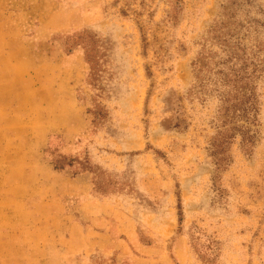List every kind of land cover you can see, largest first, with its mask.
<instances>
[{"label":"rangeland","instance_id":"374dc122","mask_svg":"<svg viewBox=\"0 0 264 264\" xmlns=\"http://www.w3.org/2000/svg\"><path fill=\"white\" fill-rule=\"evenodd\" d=\"M49 2L27 23L0 14L12 35L11 53L0 49V264H132L146 253L156 264H264V0ZM219 17L259 51L245 72L253 146L237 138L217 170L209 144L229 90L218 71L244 67L209 33ZM82 31L96 40L94 79L80 47L63 50L61 36ZM48 148L94 172L55 170Z\"/></svg>","mask_w":264,"mask_h":264},{"label":"trees","instance_id":"16d2710c","mask_svg":"<svg viewBox=\"0 0 264 264\" xmlns=\"http://www.w3.org/2000/svg\"><path fill=\"white\" fill-rule=\"evenodd\" d=\"M229 4H235L236 0H228ZM220 17L233 18L234 15H229V7L221 5ZM219 19L215 22L213 27L209 30L211 35L216 36L218 42L223 45V52L228 56L227 60L235 59L237 63L243 64L244 67L240 69L233 66L228 71L219 70L218 73L223 76V85L229 90L221 93V106L217 111V124L216 133L212 137L209 144V156L212 158L213 163L217 170L226 167L231 159L230 146L239 138L243 152L249 153L253 146L254 135L250 133V125H255L257 122L256 111L257 102L253 85L251 84L252 77L246 75V66L252 67V72L255 73L258 69L256 64V57L258 49L255 51L247 52V48H252V45L246 46L241 42L244 37L250 38L249 30L246 29L243 36H240L242 24H237L232 21H222ZM237 27H239L237 29ZM225 29L226 31L222 30ZM63 50L66 54H71L73 50L80 47L84 52V58L90 65L91 78L94 79L98 66V57L95 55L96 40L87 32H76L70 35H63ZM221 47V48H222ZM258 47V44L253 45ZM223 63L222 61H220ZM208 61L206 56L201 54V58L193 62L196 79H201V73L207 67ZM246 64V65H245ZM230 76V78H227ZM94 123L101 119L94 112ZM186 122L184 120H177L174 123V128L184 129ZM46 151V150H45ZM48 161L55 170H64L72 168L76 165L80 166L83 171L94 172L92 166L86 160H80L78 157L68 156L58 151L57 148H48ZM79 173L75 170V174ZM97 176V174H96ZM182 221L181 210L179 207V222Z\"/></svg>","mask_w":264,"mask_h":264},{"label":"crops","instance_id":"0c3cea01","mask_svg":"<svg viewBox=\"0 0 264 264\" xmlns=\"http://www.w3.org/2000/svg\"><path fill=\"white\" fill-rule=\"evenodd\" d=\"M5 1V2H4ZM3 3V4H2ZM7 3V4H4ZM11 3V6L9 5ZM51 2H49V0H2L1 2V6H0V14L8 12V14H16V15H20L24 18V21L27 23L28 20H30L31 16V12L33 11H41L40 15H45L49 12V10L51 9L50 4ZM59 6L62 4V2L60 1ZM12 9V13L11 10ZM51 14V13H49ZM3 18H7L6 16H2ZM2 19V18H1ZM0 49L3 50V54H7V53H11L10 49L5 50V48L3 47V43L2 41L6 38V39H10L12 37V35L9 34V32H5L4 31V26L6 24H9L7 21L5 20H0ZM12 23V21H11ZM16 25V24H15ZM43 24H41L40 26V31L43 30ZM26 26V24H25ZM60 29V28H59ZM56 30V29H55ZM22 35V34H21ZM91 201V204L89 205V210H95L96 206H95V202L93 200H89ZM94 202V203H92ZM144 253L149 252L150 248L146 247L143 249ZM134 262L132 264H156V259L154 257H151V254L146 253L145 256H136L135 259L133 260Z\"/></svg>","mask_w":264,"mask_h":264}]
</instances>
